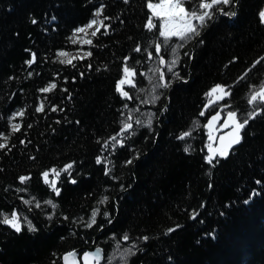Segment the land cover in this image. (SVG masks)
Returning a JSON list of instances; mask_svg holds the SVG:
<instances>
[{"label":"trees","instance_id":"trees-1","mask_svg":"<svg viewBox=\"0 0 264 264\" xmlns=\"http://www.w3.org/2000/svg\"><path fill=\"white\" fill-rule=\"evenodd\" d=\"M159 2L0 0V264H62L94 242L105 258L131 250L122 264H264V100L251 101L264 88V0L217 6L236 15L167 41L147 7ZM201 2L184 5L201 14ZM101 9L91 55L61 63ZM125 67L128 97L116 90ZM217 85L248 123L209 163ZM13 212L18 233L2 223Z\"/></svg>","mask_w":264,"mask_h":264},{"label":"snow or ice","instance_id":"snow-or-ice-1","mask_svg":"<svg viewBox=\"0 0 264 264\" xmlns=\"http://www.w3.org/2000/svg\"><path fill=\"white\" fill-rule=\"evenodd\" d=\"M220 5H224V6L232 5L234 7L235 6V0H210V2H208V3L201 2L198 5V7H199V9L202 10V13L199 15H197V13L194 11L191 13L186 11L185 8L180 3V0H160V3H158V4L149 3L147 5V7L152 10L153 16H162L164 18V22L161 25L162 30L159 32V35L164 37L165 40L167 41L168 39H170L171 37H174V36L179 37L181 40L190 39L193 35L199 36L200 32L198 31V27L192 23L193 20L198 21L199 26L203 27L206 20H211L213 15L216 14V12H219L220 14L225 15V16H229V17H233L236 15L235 11L228 12V11H225V9L222 7H217ZM101 11H102V9L97 10V12L94 13V15L96 17H99L101 15ZM259 17H260V21L262 23H264V11H261L259 13ZM53 19H55V17H53ZM105 19H107V17H105ZM33 23H36V21L33 20ZM96 23H97V20L93 19L85 27L76 29V32H85L86 28H92L93 25H95ZM100 23L103 24V21H100ZM148 26H149V28L154 27L151 20H149ZM99 30L100 29L97 28L96 31L92 33V35L95 36L96 32H99ZM87 42L91 43V41H87ZM136 50L140 51L139 48H137ZM156 52L157 53L160 52L159 46L156 47ZM60 55L63 56L65 54L60 53ZM88 55H91V53H88ZM34 60H35V54H33V60L27 61L26 63L31 64ZM65 62L71 63V60L61 61V63H65ZM161 63H163V61H161ZM172 63L175 64V61H172ZM257 63H259V61H257ZM169 70L171 71V69H169ZM124 73H125L126 77L128 75L133 74V73H130V70L128 67L124 68ZM161 79H163V76H161ZM125 83L131 84L132 82L130 80L121 79L116 86V90L118 92H121L120 85H123ZM161 86L167 87V84H164ZM50 87L55 88L56 85L52 84ZM42 91H45V92L50 91V88H44V89H42ZM212 91L213 92H216V91L224 92L225 90L220 85H217L215 88L212 89ZM122 95L125 97H128L127 92H122ZM258 97L261 100H264V89H261V91L259 93L254 94L251 98V101H255ZM41 110H42V107L37 109V111H41ZM52 110L55 111L56 109L53 108ZM16 115L22 116L23 113L21 112V113H18ZM201 115H203V113H201ZM228 115H229V119L231 121H233V123H234V128H233V132L229 134L231 139H229L227 144L220 150L221 156H227L228 149L231 148L232 145L240 143V141L242 139L241 134H240L241 130H243L245 128V125L248 123L247 119H245L243 123L236 122V113H234V112H229ZM216 119H217L216 116L212 117V120H216ZM137 123H139V121H137ZM149 124H151V121H149ZM209 126H211V121L209 122ZM12 127H13V131L19 130V125H13ZM132 127L133 126L131 123H126L123 126V128L121 129V131L125 132V131L131 129ZM187 135H188V133H184L182 136L178 137V139H184V136H187ZM112 139L116 140V137H112ZM221 139H223V138H221ZM5 147H6L5 144H0V149H3ZM187 150L188 149L186 148L185 151H187ZM208 162L212 163L211 157L208 158ZM97 163H101V160L99 157L97 158ZM127 163L130 164V163H132V161L129 160V161H127ZM71 167H72L71 164L66 165L64 170L68 171ZM44 175H45V178H47V173H45ZM57 175H59V173H57ZM24 179H25L24 177H21L22 182L24 181ZM45 182L47 183V179H45ZM71 182L75 183L76 181L73 180ZM257 183H260V181H257ZM53 187H55L54 184H53ZM56 194L57 195L60 194L59 190L56 191ZM107 199H108L107 197H104V201H106ZM101 202H103V201H101ZM49 203H51V201H49ZM245 203H247V201H245ZM105 215H107V214L105 213ZM192 218L195 219V216H193ZM25 222L28 225L29 231H35L36 230L30 221L25 220ZM2 223L10 226L17 233L22 230L20 218L16 215L15 212H13L11 214V218H9L7 216L4 217L2 220ZM95 223H96V212H93L92 217H91V222L87 226L92 227ZM168 231L172 232V231H174V229L170 228V229H168ZM124 239L127 240L128 236L125 235ZM143 239L147 240L148 237H144ZM72 256H74V254L69 253L68 256H66L64 258L65 264H69V257H72ZM84 258H85L86 264H90L91 260H98L99 255H98V252L96 254L85 253Z\"/></svg>","mask_w":264,"mask_h":264},{"label":"water","instance_id":"water-1","mask_svg":"<svg viewBox=\"0 0 264 264\" xmlns=\"http://www.w3.org/2000/svg\"><path fill=\"white\" fill-rule=\"evenodd\" d=\"M217 100H218V97H216V99L213 101V103H215ZM228 114L225 118H223L220 113H217L214 115L217 117V119L212 120V117H213L212 116L206 125V129L208 130V134H209L208 140L210 142L209 153H210V157L212 159L216 158L215 153L217 151H220L227 144L228 140L231 139L229 134L233 132L234 123H233V121H231L229 119ZM210 121H211V126H209ZM236 122L241 123L239 121L237 115H236ZM242 131L243 130H241V133H240L241 137H242ZM221 138H223V139H221ZM241 141H242V139H241ZM241 141L239 144L232 145V147L228 149V154L230 152L234 151L235 149H237L240 146ZM97 252L99 255V259L98 260H91L90 264H103L104 260H105V252H104L103 248L99 247L95 242L92 243L91 246L82 247V248H79V249H76V250L69 252V253L74 254V256L69 257V264H86L84 254L85 253L96 254ZM69 253H67L63 257L62 264H65L64 258L66 256H68Z\"/></svg>","mask_w":264,"mask_h":264},{"label":"rangeland","instance_id":"rangeland-1","mask_svg":"<svg viewBox=\"0 0 264 264\" xmlns=\"http://www.w3.org/2000/svg\"><path fill=\"white\" fill-rule=\"evenodd\" d=\"M187 1V0H180V3L182 4V6L185 8V10L187 11L185 5H184V2ZM202 2L204 3H208L210 2V0H202ZM160 3V2H159ZM154 4V3H153ZM158 4V3H156ZM151 10V9H150ZM264 11V10H263ZM152 12V10H151ZM199 15V14H197ZM155 18L159 19L160 20V26L163 24L164 22V18L162 16H154ZM97 20V23L95 25H93L92 28H86L85 32H76L75 33V38L74 40L77 42V44H79L81 46V49H78L77 51L75 52H63L65 55H61L62 59L68 61V60H71L73 61L75 58H83L84 56L87 55L88 53V50L86 48H83V46H86L88 45L89 43L87 41H90V38H89V34L93 33L96 31L97 28H100L101 26V23H100V19L98 17L95 18ZM192 23L194 25H196L197 27L199 26V22L198 21H195L193 20ZM162 30V28H161ZM175 37V36H174ZM173 38V37H171ZM175 38H179V37H175ZM176 52H175V55L173 56V59L171 60V62L168 64V67L170 69H172L176 63H177V56H176ZM172 61H175V64L172 63ZM130 76L131 75H128L125 79L126 80H129L130 79ZM126 84V83H125ZM121 85V91L123 92V86L125 85ZM215 97H218V100L214 103L213 101L215 100ZM152 99H154V97H152ZM224 99V93L223 92H220V91H216V92H212L210 98H209V103H210V106H214L216 107L215 109V113H220L222 115L223 118H225L227 116V114L231 111H228L226 109L225 106L222 105V101ZM215 156L216 157H222L220 155V151H217L215 153ZM131 250L129 249H121V250H115L111 255H109L108 258H105L104 260V263L103 264H122L124 262V260L126 259L128 253L130 252Z\"/></svg>","mask_w":264,"mask_h":264},{"label":"bare ground","instance_id":"bare-ground-1","mask_svg":"<svg viewBox=\"0 0 264 264\" xmlns=\"http://www.w3.org/2000/svg\"><path fill=\"white\" fill-rule=\"evenodd\" d=\"M217 114V113H216ZM210 143V142H209ZM214 147V146H213Z\"/></svg>","mask_w":264,"mask_h":264},{"label":"flooded vegetation","instance_id":"flooded-vegetation-1","mask_svg":"<svg viewBox=\"0 0 264 264\" xmlns=\"http://www.w3.org/2000/svg\"><path fill=\"white\" fill-rule=\"evenodd\" d=\"M213 106V105H212ZM222 123V122H221Z\"/></svg>","mask_w":264,"mask_h":264}]
</instances>
